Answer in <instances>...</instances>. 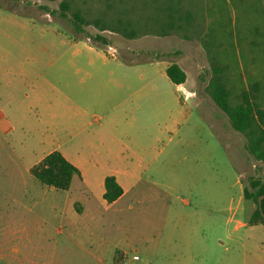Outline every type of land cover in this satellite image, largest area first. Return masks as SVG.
Listing matches in <instances>:
<instances>
[{"label": "rangeland", "instance_id": "obj_1", "mask_svg": "<svg viewBox=\"0 0 264 264\" xmlns=\"http://www.w3.org/2000/svg\"><path fill=\"white\" fill-rule=\"evenodd\" d=\"M170 14L181 28L168 27ZM174 62L187 73L184 93L164 69ZM215 64L224 66L237 100L256 82L264 107V0H0V264H181L190 250L193 264H264V225L248 222L256 203L244 197L250 176L264 178V162L213 101ZM181 105L188 116L177 133L170 123ZM154 112L158 147L170 164L158 173L143 169L144 177L176 189V249L163 263L153 195L159 187L138 183L143 191L127 201L132 209L124 203L126 230L118 215L113 227L78 218L69 192L41 185L26 169L51 149L73 147L80 122L149 134ZM134 113L142 115L137 124H118ZM179 135L184 141L173 150L170 138ZM22 177L36 182L24 185ZM191 192L201 193L198 209Z\"/></svg>", "mask_w": 264, "mask_h": 264}, {"label": "crops", "instance_id": "obj_2", "mask_svg": "<svg viewBox=\"0 0 264 264\" xmlns=\"http://www.w3.org/2000/svg\"><path fill=\"white\" fill-rule=\"evenodd\" d=\"M170 64L164 66L165 71ZM146 85L148 84H144L143 87H146ZM175 85L178 92L184 93L183 88H185V83ZM153 88H156V86H153ZM187 92L191 93V91L186 89V93ZM180 99L185 103L186 99H190V96L184 99L181 96ZM80 108L82 112L87 111V107L84 108L80 105ZM183 108L184 107L181 105L180 116H177L170 123V129L177 133L180 132V129L177 127L179 122L184 120V118L186 119L188 116L184 113ZM141 116V114L134 113L128 118L125 115L122 119H118L117 122L118 124L129 123L132 127L134 123L137 124ZM126 118L130 119V121H127ZM95 121L102 124L104 122V117L99 116ZM150 125L152 126V133L146 134L147 130L139 133V131H126L124 129L113 132L109 129L106 132L94 129L92 127V121L86 124L80 122L76 125L74 134L75 143L73 147H69V149L66 150L61 146L51 149L38 160L29 164L26 169L30 171L31 167L39 162L45 155L54 150H59L69 161L80 169L81 176H74L72 184L67 190L50 188L69 192V196H72L69 208L73 210L78 218L84 220L88 217L93 220L99 218L103 226L109 225L113 227L115 222L113 218L118 215L117 217H122L120 229L126 225V230H128L130 220L124 218L127 217L124 203L127 202L129 198L133 199L143 191L137 189L138 183L145 180L146 183L155 186V188L159 187L160 190L155 191L154 189L153 195H155V200L158 202L156 213L158 214L159 239L156 250L158 249V256L161 255V262L163 263L165 255L168 252L174 255L176 249V245L173 243L174 234L177 229L175 223L177 217L174 212L176 204H174V201H176V199L173 194V191H176V189L172 181L161 180L158 182V180H156L152 182L149 178L144 177V171L146 169L157 171L158 173V167L167 169L170 164L163 159L162 154L164 153V146L158 147V141L161 140L158 134V113L154 112L151 115ZM104 126L108 128L107 123L104 124ZM173 139L174 137L170 138L171 143L174 142L172 147L173 150L180 141H184L182 135H179L176 140ZM196 161L199 162V159H196ZM168 174L171 178L173 172H169ZM109 175H114L124 190L122 196L112 203H108L104 198L105 179ZM31 178L35 177L33 176ZM29 179L30 177H22V180H24L23 184H28ZM30 180L35 184L36 181H33L34 179ZM35 180L37 179L35 178ZM189 184L191 185V182H189ZM192 188H194V185H192ZM200 194L201 193L191 192V196L194 198L195 209H198L201 203H203ZM140 201L143 200L140 199ZM187 203L191 204L189 201H187ZM126 204L128 208L132 209V202H127ZM196 231L198 233L197 229ZM203 241L204 238L200 236L197 239V245H203ZM192 244L193 242H188L187 245H185L186 251L192 248ZM197 260V256H195L191 250L190 252H183L178 258L181 264H193L196 263Z\"/></svg>", "mask_w": 264, "mask_h": 264}, {"label": "trees", "instance_id": "obj_3", "mask_svg": "<svg viewBox=\"0 0 264 264\" xmlns=\"http://www.w3.org/2000/svg\"><path fill=\"white\" fill-rule=\"evenodd\" d=\"M61 6L67 8L68 4L66 1H62ZM62 14L66 15L63 12ZM169 19L168 27L170 29L182 27L181 23H177L173 14L169 15ZM75 20L77 29L83 31V25L81 24L83 20L79 14H75ZM118 30L125 33L129 38L136 37L134 31L124 32L123 30ZM169 32L166 29L163 34H168ZM187 37L189 38V36ZM95 38L98 40L103 39L102 35H96ZM103 40L107 43V39ZM166 74L175 84H182L187 79L186 71L176 62L171 63L167 67ZM227 80L224 66L215 64L209 81L210 95L216 105L226 113L232 127L244 134L250 154L257 161L264 162V107L257 97L259 85L255 82L249 89H244L240 100H237L238 98L233 95ZM30 171L41 184L60 190L69 189L74 176H81L80 169L59 150H54L45 155L31 167ZM123 192V187L114 175L106 177L104 198L108 203L116 201L122 196ZM262 195H264V178L250 176L248 184L244 187V197L252 199L256 203V208L248 220L250 224L260 223L264 225V214L260 210L259 205V197ZM261 206L264 212V197L261 200ZM116 257L121 259L122 255L117 252Z\"/></svg>", "mask_w": 264, "mask_h": 264}, {"label": "water", "instance_id": "obj_4", "mask_svg": "<svg viewBox=\"0 0 264 264\" xmlns=\"http://www.w3.org/2000/svg\"><path fill=\"white\" fill-rule=\"evenodd\" d=\"M263 197H264V195H262V196L259 197V203H260L259 205H260V210L264 214L263 209H262V206H261V200H262Z\"/></svg>", "mask_w": 264, "mask_h": 264}, {"label": "built area", "instance_id": "obj_5", "mask_svg": "<svg viewBox=\"0 0 264 264\" xmlns=\"http://www.w3.org/2000/svg\"><path fill=\"white\" fill-rule=\"evenodd\" d=\"M137 259H139V256L138 255H134L133 256V260H137ZM123 264H128L127 262H124Z\"/></svg>", "mask_w": 264, "mask_h": 264}]
</instances>
